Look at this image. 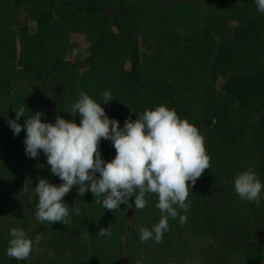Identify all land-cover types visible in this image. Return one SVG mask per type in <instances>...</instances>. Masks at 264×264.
Listing matches in <instances>:
<instances>
[{
    "label": "trees",
    "instance_id": "16d2710c",
    "mask_svg": "<svg viewBox=\"0 0 264 264\" xmlns=\"http://www.w3.org/2000/svg\"><path fill=\"white\" fill-rule=\"evenodd\" d=\"M51 10L52 28L17 42L20 13L35 22ZM71 35L90 44L84 61L69 59ZM142 50L150 54L143 57ZM81 91L100 103L110 91L112 100L102 106L121 127L126 118L135 120L160 104L195 124L210 168L189 189L188 207L192 222L205 223L182 237L193 233L218 243L202 264H263L264 192L257 205L241 200L233 183L249 167L264 182V13L255 0H218L204 10L168 0H0V264H26L5 254L13 227L31 238L42 227L50 248L66 256L64 264H142L137 227L155 194H146L143 209L135 208L132 197L111 211L95 203L91 191L80 196L74 186L63 198L67 224L39 222L38 196L26 194L35 167V186L39 177L61 181L43 153L25 154V131L14 136L7 120L20 107L25 115L42 111L46 121L58 115L71 120L68 112ZM75 119L79 123L78 115ZM100 149L105 160L116 154L109 140L102 139ZM107 227L110 235L98 234ZM180 236L171 243L175 256L182 253ZM36 261L56 262L50 256Z\"/></svg>",
    "mask_w": 264,
    "mask_h": 264
},
{
    "label": "clouds",
    "instance_id": "9594fccd",
    "mask_svg": "<svg viewBox=\"0 0 264 264\" xmlns=\"http://www.w3.org/2000/svg\"><path fill=\"white\" fill-rule=\"evenodd\" d=\"M255 4L257 11L264 13V0H255ZM102 100L100 103L81 91L68 112L71 120L58 115L54 122L46 121L42 111L25 115L24 107L7 120L14 136L25 131V154L37 158L43 153L50 173L61 181L56 184L46 177L38 178L35 218L41 223L67 224L70 211L63 198L74 186H78L80 196L91 191L94 202L111 211L127 205L132 197L135 208L143 209L146 194H155L161 218L151 229L138 226L137 230L141 242L154 239L158 243L169 228L168 219L188 210L189 189L210 168L205 138L195 124L166 104L146 109L135 120L126 118L121 127L102 106L112 100L110 91L103 92ZM22 116L26 118L20 123ZM102 139L111 141L116 150L111 160L102 156ZM233 183L241 200L259 205L264 182L251 167L239 172ZM72 211L79 214V208ZM185 219L179 215L181 224ZM108 228H101L98 234L110 235ZM9 235L5 254L16 260H26L40 241L39 235L33 239L22 227L11 228Z\"/></svg>",
    "mask_w": 264,
    "mask_h": 264
},
{
    "label": "rangeland",
    "instance_id": "374dc122",
    "mask_svg": "<svg viewBox=\"0 0 264 264\" xmlns=\"http://www.w3.org/2000/svg\"><path fill=\"white\" fill-rule=\"evenodd\" d=\"M171 5L175 4L179 1H187L192 3L198 10H204L208 8H212L217 3L216 0H168ZM56 12L51 10L46 17L39 21L31 22L26 19L25 13H20L18 23L16 24V28L19 30V37L17 42H19L20 38L25 37L28 34H36L42 33L50 28H52L55 24ZM72 45L74 49L72 50V55L69 59H75L76 57L80 58L84 61L89 55V47L90 44L86 41L84 36L82 35H71L70 37ZM150 53L142 50V56L146 57ZM19 86L24 85L25 83H18ZM114 114L112 115V117ZM36 167L33 168L29 176L27 178V184L30 189H26V194L30 196L31 193H34V189L31 190L32 186H35L34 180L36 176ZM190 195L187 197V203L190 204ZM157 199H153L151 204L146 207L143 226L151 229L153 225L159 222L161 218L160 210L155 207L157 203ZM180 212L183 213L181 210ZM181 215H185L186 219L184 223H180L179 219L176 221L173 218L168 219L169 228L162 235V239L160 242H156L154 239H150L148 241L141 242L140 234H139V248L141 252L142 264H202V260L205 259L209 252H211L214 248H218V243L211 239L210 237H203L199 235H195L191 233L188 237H182L185 235L187 229H191L193 227H201L200 222L205 223L204 221H200L197 219V223L191 221V208L188 207V210ZM133 218V216H131ZM9 224V221H7ZM40 232V233H39ZM41 232L44 233L42 227H35L32 230V237L35 238L37 235L40 236V241L36 245H33V250L30 253V256L27 258L26 264H39L36 260L38 258L42 259L44 262L47 256L52 257L53 261L49 262V264H64L63 261L67 260L66 256L61 252L57 251V249L52 250L50 245L47 243V238L44 235H41ZM170 232H172V236L170 237ZM181 235V236H180ZM182 237L183 246L181 255L175 256L172 253L171 246L173 237ZM158 255V259L156 256Z\"/></svg>",
    "mask_w": 264,
    "mask_h": 264
},
{
    "label": "crops",
    "instance_id": "0c3cea01",
    "mask_svg": "<svg viewBox=\"0 0 264 264\" xmlns=\"http://www.w3.org/2000/svg\"><path fill=\"white\" fill-rule=\"evenodd\" d=\"M263 264H264V258H263Z\"/></svg>",
    "mask_w": 264,
    "mask_h": 264
}]
</instances>
